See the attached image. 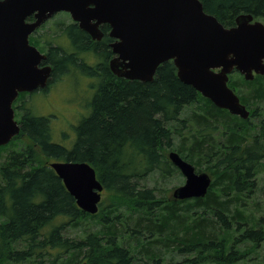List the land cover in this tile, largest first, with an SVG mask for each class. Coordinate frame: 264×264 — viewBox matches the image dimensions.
I'll list each match as a JSON object with an SVG mask.
<instances>
[{"label":"trees","instance_id":"obj_1","mask_svg":"<svg viewBox=\"0 0 264 264\" xmlns=\"http://www.w3.org/2000/svg\"><path fill=\"white\" fill-rule=\"evenodd\" d=\"M200 1L227 27L246 13L264 22V0ZM59 23L45 37L44 62L52 69L44 93L78 74L94 90L74 92L83 101L68 141L54 138L51 115L26 109L18 134L0 145V264H199L211 257L227 264L240 259L243 242L261 245L264 216L251 217L247 196L264 157V142L253 132L264 127V75H229L249 110L244 119L179 80L171 60L151 81L116 76L106 38L91 40L75 24ZM65 35L67 47L57 42ZM165 148L211 176L204 196L173 199L174 187L156 186L179 172ZM56 160L94 167L104 195L96 213L77 206L49 166ZM151 174L155 186L141 183ZM73 229L80 233L70 236Z\"/></svg>","mask_w":264,"mask_h":264},{"label":"water","instance_id":"obj_2","mask_svg":"<svg viewBox=\"0 0 264 264\" xmlns=\"http://www.w3.org/2000/svg\"><path fill=\"white\" fill-rule=\"evenodd\" d=\"M58 11L68 12L94 39L103 34L100 24L109 25V67L116 76L151 81L158 65L171 60L183 83L230 114L248 117L228 79L233 71L246 80L264 75V22L249 13L227 27L200 0H0V145L20 129L12 107L17 92L47 86L52 67L38 66L46 54L29 44L28 34ZM31 14L35 19L26 23ZM168 158L184 177L173 199L204 196L211 176L175 150ZM49 166L81 210L98 211L103 184L89 162L56 160Z\"/></svg>","mask_w":264,"mask_h":264},{"label":"rangeland","instance_id":"obj_3","mask_svg":"<svg viewBox=\"0 0 264 264\" xmlns=\"http://www.w3.org/2000/svg\"><path fill=\"white\" fill-rule=\"evenodd\" d=\"M70 21L67 14L63 11L55 13L52 17H50L44 26L45 37L49 36V32L56 31L57 23L60 25L65 22ZM57 28V29H56ZM59 31V29H58ZM59 33V32H58ZM70 79L62 80L56 82L54 85H51V88L48 89L47 95L45 93H40L37 96L33 97L34 111L38 114L51 115V126L54 134V138L62 141L64 137L65 141H68V138L71 137L72 134V123H74L75 118L77 116L76 106L79 102L81 103L83 99H78L74 97V92H77V89L83 84L84 81L81 78L75 80L74 77L70 76ZM82 92V91H81ZM252 110V109H251ZM84 111V110H83ZM21 111H19V114ZM54 114H57L56 116ZM260 117H264V111L260 113ZM17 116V114H16ZM17 118V117H16ZM252 122H255V118L250 116ZM249 118V119H250ZM264 125V124H263ZM264 127H260L259 129L253 131L258 136H260V140L264 138ZM263 129V130H262ZM5 149L0 150V163L3 160L5 155ZM164 152L168 157L169 149L165 148ZM260 165H258L256 169V177L254 178L256 182V188L254 192L248 193L247 202L248 209L251 211L250 215L252 218H255L256 221L264 216V157L260 161ZM184 177L180 172H176L172 177L168 180L163 179L159 181L156 186H159L161 189H168L172 187H176L183 183ZM141 183H145L147 186H155L154 176L151 174ZM173 188V189H174ZM108 196V195H107ZM104 197L101 194V199ZM172 197V195H171ZM110 200L112 198L110 196L107 197ZM104 201L108 204V199ZM91 219H88L86 223V227L88 230H92L95 227L92 223H90ZM80 233L79 229H73L68 232L70 236H77ZM191 255H186V257ZM240 257L239 260L233 261L232 263L227 264H264V242L261 245L252 244L249 241L243 242L242 247H240ZM182 260V258H178ZM189 264V263H186ZM199 264H222L218 261H215L212 257L204 259Z\"/></svg>","mask_w":264,"mask_h":264},{"label":"flooded vegetation","instance_id":"obj_4","mask_svg":"<svg viewBox=\"0 0 264 264\" xmlns=\"http://www.w3.org/2000/svg\"><path fill=\"white\" fill-rule=\"evenodd\" d=\"M58 12H61V11H58ZM65 12V11H63ZM57 13V12H55ZM54 13V14H55ZM67 14V16L69 17L70 21L68 22H65L64 25H68V24H75L77 27L78 26V23L76 21H74L70 14L68 12H65ZM53 14V15H54ZM53 15H51L50 17H52ZM49 17V18H50ZM47 18L45 21L41 22L38 26H36L29 34H28V42L29 44H31L32 46L36 47L37 50H39L40 53L42 54H47L48 52V45H46V41H45V31H44V26H45V23L47 22V20L49 19ZM35 19L34 15L31 14V15H28L26 16L25 18V21L26 23L28 22H32L33 20ZM259 20V19H258ZM104 24H100V29L102 30V26ZM108 27L107 29H104L106 31V34L104 33V31L102 30L103 34L102 36L99 38V39H94L92 38L86 31L87 35L89 36V38L91 40H95V41H100L102 40L103 38H106V44L107 46L109 47V50L111 52V54L109 55V58L107 59V64H108V67H109V61L110 59L114 56V53L112 52L111 50V47H110V43L114 41V38L110 37L109 35V30H110V27L108 24H106ZM80 28V27H79ZM61 42V44L64 46V47H67V43L70 42V39L67 35L64 36V38L61 40V38L57 41V42ZM64 41V42H63ZM58 44V43H57ZM45 61V58L43 60L40 61V63L38 64V66H42L44 64H47L44 62ZM87 63V62H86ZM88 64H92L91 62H89ZM50 65V64H49ZM52 67V66H51ZM110 69V67H109ZM233 72H237V71H233ZM232 72V73H233ZM239 73V72H238ZM240 74V73H239ZM74 75V74H73ZM78 76L85 80L84 78H88L86 77L85 75H81V74H78ZM90 84H88L89 86ZM48 88V87H47ZM46 88V89H47ZM44 89L45 87L41 88V87H38V88H35V89H32V90H20L17 92V95L16 97L14 98L13 102H12V107L14 109V116L17 117L16 120L17 122L19 123V111H21V114L22 112H24V110L26 109H29L33 112L34 111V104L33 103V97L34 96H37L38 94L40 93H44ZM50 89V88H49ZM90 89L93 91L94 88L90 87ZM88 89V87L85 89V87L83 85H81L77 90L79 91H84L89 93L91 92V90ZM48 91V89H47ZM37 115H44V114H38L37 112H35ZM16 114H18L16 116Z\"/></svg>","mask_w":264,"mask_h":264},{"label":"bare ground","instance_id":"obj_5","mask_svg":"<svg viewBox=\"0 0 264 264\" xmlns=\"http://www.w3.org/2000/svg\"><path fill=\"white\" fill-rule=\"evenodd\" d=\"M207 192V191H206Z\"/></svg>","mask_w":264,"mask_h":264}]
</instances>
